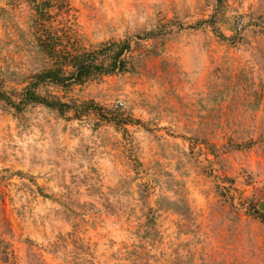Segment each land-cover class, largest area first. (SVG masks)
I'll return each mask as SVG.
<instances>
[{"label": "rangeland", "instance_id": "374dc122", "mask_svg": "<svg viewBox=\"0 0 264 264\" xmlns=\"http://www.w3.org/2000/svg\"><path fill=\"white\" fill-rule=\"evenodd\" d=\"M122 43L0 100V264H264V0H0V90Z\"/></svg>", "mask_w": 264, "mask_h": 264}, {"label": "trees", "instance_id": "16d2710c", "mask_svg": "<svg viewBox=\"0 0 264 264\" xmlns=\"http://www.w3.org/2000/svg\"><path fill=\"white\" fill-rule=\"evenodd\" d=\"M217 4H221L222 0H216ZM211 22V20H210ZM108 49H115L107 59L97 60L98 52L86 51L72 57L71 68L72 72L68 75H63L59 70L51 69L37 74L35 83L25 87L21 100L15 104L3 91L0 90V100L6 104L19 108L20 105L29 103L41 104L47 108L56 109L63 112L69 105L60 101L48 100L39 96L35 91V86L41 82L49 81L56 84L77 83L80 84L85 79L93 74H110L114 72H122L125 69L126 61L121 59L124 52L128 50L126 43L111 44L106 46Z\"/></svg>", "mask_w": 264, "mask_h": 264}, {"label": "water", "instance_id": "95a60500", "mask_svg": "<svg viewBox=\"0 0 264 264\" xmlns=\"http://www.w3.org/2000/svg\"><path fill=\"white\" fill-rule=\"evenodd\" d=\"M260 208L263 209L264 208V203L260 204Z\"/></svg>", "mask_w": 264, "mask_h": 264}]
</instances>
